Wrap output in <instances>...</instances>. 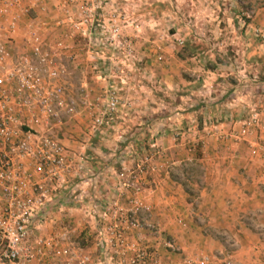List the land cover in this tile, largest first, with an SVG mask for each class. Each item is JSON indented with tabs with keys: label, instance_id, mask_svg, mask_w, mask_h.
<instances>
[{
	"label": "crops",
	"instance_id": "crops-1",
	"mask_svg": "<svg viewBox=\"0 0 264 264\" xmlns=\"http://www.w3.org/2000/svg\"><path fill=\"white\" fill-rule=\"evenodd\" d=\"M143 1L128 0L121 6L128 9L133 2L141 8L139 16L135 17L145 23L144 31L137 33L139 38L135 42L136 53L143 60L140 66L146 71L151 67L156 69L155 81L168 91L173 90L170 97L173 99L166 105L164 99L154 98L145 88L147 84L142 82L140 109L132 112L130 109V113L122 111L124 114H120L119 121L113 120L108 126L89 128L92 114L87 106L81 105L80 90L84 88L87 99L94 100L98 98L96 90L100 89L99 81L94 77L91 81L86 71L95 72L99 65L117 76V70H127L128 66L132 69L134 65L124 61L116 50L107 52L105 58L87 48L72 51L76 59H68L67 65L72 72L76 70L77 75L69 77L68 88L79 111L72 117H64L58 133L62 141L82 157L85 167L79 176L81 179L69 181L67 189H71L54 194L43 233H57L64 225V218L70 220L72 223L68 226L77 229L73 236L76 244L97 259L102 253V246L97 242L98 231L104 222L100 207L114 194L117 159L132 157V153L139 150L163 151L169 164L162 170L148 172L143 193L153 208L147 216L148 222L155 223L161 231L149 237L151 245L164 258L173 245L183 255L208 254L212 264H224L226 254H230L236 264H264V159L251 153L257 143H264V121L241 139L225 142L218 138L219 134L235 131L240 126L238 119L247 104L252 108L264 107L261 78L254 79L253 91L245 93L243 88L240 72L249 50L243 49L245 31L237 9L232 10L228 0H190L177 5L175 1V5L184 6V10L191 6L189 20L175 11L177 25L190 22L189 37L182 28L175 27L165 39L160 36L163 33L155 35L152 31L162 32L160 25L157 28L152 25L171 21L172 16L165 10L169 5L166 0ZM253 1L254 22L264 25V0ZM60 3L61 0H40L37 6L47 5L50 11L59 14ZM239 3L237 0L236 5ZM104 5L103 10L119 4L105 0ZM153 5L159 7L158 11L151 7ZM33 10L34 15L43 17L38 9ZM52 36L63 37L68 43L73 41L58 31ZM177 39L185 41V46H178ZM220 39L231 45V53L237 55L235 62L228 61L225 55L223 61L215 56L220 53L216 47H220ZM152 41L156 43L153 45ZM165 41L168 46H164ZM79 42L87 46L85 40ZM255 47L249 54L257 52ZM157 54L160 61L155 63ZM146 75L149 81V73ZM116 86L119 85L116 83ZM124 96L126 100L131 98ZM157 104L159 107L155 106ZM163 108L168 109L160 110ZM205 130L210 134L206 136V145L201 146L199 141ZM116 140L122 144L118 147L120 156H116ZM132 143L135 148L131 146L130 155L125 154L123 146ZM183 166H198L202 171L199 184L192 176L191 182L196 187L187 184L195 190L192 195L185 183H181L184 177L179 180L177 176ZM186 182L191 185L189 180Z\"/></svg>",
	"mask_w": 264,
	"mask_h": 264
},
{
	"label": "built area",
	"instance_id": "built-area-1",
	"mask_svg": "<svg viewBox=\"0 0 264 264\" xmlns=\"http://www.w3.org/2000/svg\"><path fill=\"white\" fill-rule=\"evenodd\" d=\"M104 1L61 0L60 13L54 14L47 5L37 6L40 0H0V264H212L208 254H181L166 260L149 241V231L160 232L157 225L148 222L152 207L143 192L148 172L169 164L163 151L121 159L117 178L127 203L112 199L109 206L100 207L109 222L99 227L97 242L102 253L97 259L77 246L73 226L43 233L54 194L67 189L68 177L75 172L80 176L85 167L82 157L58 133L64 117L79 111L69 94L67 60L76 59L72 51L85 48L97 55L121 50L132 56L129 29L141 26L115 5L103 10ZM33 9L42 11L43 17L22 20ZM244 13L251 17V13ZM251 29L264 39L263 29ZM57 31L74 41L68 43L60 37L50 44L48 38ZM79 38L86 40L88 47L78 43ZM120 88L113 87L106 94L94 127L115 118L122 97ZM84 91L80 90V103L92 109L98 103L87 99ZM238 120L240 126L235 131L218 138L227 142L249 135L263 123L264 109L254 108ZM208 134L205 130L201 146L206 145ZM251 153L264 159V143H257ZM223 262L236 264L230 254Z\"/></svg>",
	"mask_w": 264,
	"mask_h": 264
},
{
	"label": "rangeland",
	"instance_id": "rangeland-1",
	"mask_svg": "<svg viewBox=\"0 0 264 264\" xmlns=\"http://www.w3.org/2000/svg\"><path fill=\"white\" fill-rule=\"evenodd\" d=\"M107 1H109V2L110 1H117V4H119L118 8L120 10H123L125 13H127L128 15H131L133 17H137V16H139L138 14H140L141 8L138 7L137 5L134 6L133 2L131 3V7L128 8L129 10L126 9V7L124 5H123L124 7L121 6V3L128 2V0H107ZM134 1L136 2L138 0H134ZM141 1H142V3L144 2L143 0H141ZM175 1H176V5L179 4L178 2H180V1H182L183 4L187 3V1L190 2V0H166L167 4L169 6L165 10H166V12H167V14L169 16H172L170 18L171 21L174 20V19L175 20H174V23H171V21H167L166 23H159V24H156V25H152V27H154V28L155 27L157 28V25H158V27L160 25L159 28H160V30H162V32L158 31V30H152V31H154L153 33L155 35H157L158 33H163V34H160V36L161 37L164 36L165 39H166L167 37H169V32L174 31L178 27V29L182 28V31L186 32L187 37H189V32L188 31L190 29V22H186V23L182 22L181 24L177 25L175 23V21H176V17H177L178 14L180 16H182V17L187 18V20H189V17L191 16V14H190L191 6L189 4L187 6V8L184 10V6L183 7H177L175 5ZM239 2L241 4L239 3V6H237L236 5L237 0H228V3H229L228 6L232 10L233 9H237V14H239V18H240L241 24H242L241 26H242V28L245 31L244 34H243V38H244V43L242 44L243 45V49L248 48V50H249V51L247 50L248 52L244 56L245 57L244 60L246 61V63L244 64L243 71L240 72V76L244 80L243 88L245 90V93H248V90L253 91L255 89L254 87H252L254 79L255 80L258 79V78L262 79L261 92L263 93L262 104L264 106V39L262 37H260V36L254 35L253 30L251 29V26H255V27H259V28L264 30V25H261V24H258L256 22H254L255 10H254V1L253 0H239ZM202 4H200V5H202ZM151 7L155 8L157 11L159 9V7L156 8V5H153ZM38 12L42 13V11H40V10ZM181 12H185V14H182ZM244 12L251 13V17L248 18ZM33 13H35L34 10H31L28 13L27 16H26V14H24V18L22 20H29L30 17H36V16L39 17V14L34 15ZM41 16H42V14H41ZM163 17H165V16L163 15ZM138 21L140 22V25H141L139 30H136V29L133 30L131 28L129 29L130 32H132V37H133V47H134L133 55L132 56L125 55V53L121 52V50H116L117 53H119L120 57L123 58L124 61L133 62L134 66H133L132 69H130L129 66H128L127 70H120L119 69V70L116 71V74H117V76H116L114 73L110 72L109 70L106 71V70H103L101 67H98L99 66L98 65L97 68L95 67V70H97V71H95L96 72V76L100 75V76H102V78H96L94 71H90V70L86 71L87 77L92 78V79H90L91 81L93 80V77L95 79H97V81H99L98 82V87L100 89L99 91L96 90L98 96H100V99L99 100L98 99L97 100H92L93 103L97 102L98 104L93 106L92 109H89L90 110V114H92V116L90 117L91 121H89L90 122L89 128H92V129L95 128L94 127V119H95L96 116H99L102 113L101 111L104 109V103L106 102V100H105L106 94L109 92V90L111 88L116 87V83L119 85V87H121L119 92L121 93L122 97H121V100H120L119 105H118V110H117L116 116H115V118H113L114 121L115 120L119 121L118 118H119L120 114H122V115L124 114L122 111L125 112L127 110L130 113V109H131V112H132L136 108H139V106H140L139 94L141 93V83L142 82H143V84L144 83L147 84L145 86V88L149 89V93L151 95H153L154 98L160 97V99H164L166 101V105H170L168 103H171L170 101L173 99V98H170V97L174 93V91L173 90L168 91L164 87V85H161L159 82L155 81V76L157 75L156 69L153 70L152 67H151V69H148V71H146L144 66L142 68L140 66V64H141V62H143V60L140 59L139 55H137V53H136L135 42H136V39L139 38V36H137V33L141 34L144 31L143 29H144L145 23H144V21H141L139 19H138ZM245 21H246V25H244ZM21 25H22V23H21ZM148 27H149V25H148ZM48 39H49V42H51L50 44H52L58 38L52 36V37H50ZM79 39H81V38H79ZM73 41H71V43ZM79 41H81V40H79ZM176 42H177L178 46H181V47L185 46V43H184L185 41L184 42H178V39H177ZM79 43H81V42H79ZM151 43L154 45V43H156V42L152 41ZM228 43L229 42H224L223 39H220L219 40V44H218V45H220V47H218V46H216V47L220 51L221 54L218 53V54H216V55L214 54V55L217 58L219 57L220 59H222V61H223V55H225V58L228 61L233 60V62H235V59L237 58V57L235 58V56H237V55H235L234 52L231 53V50H230V46L231 45L229 46ZM19 45H21V44H19ZM160 45H161V42H160ZM168 45H169V43L167 41H165L164 42V46H168ZM171 46L173 47L174 45H171ZM254 46H256L255 48H256L257 52H255V54H253V53L249 54L250 51L254 50ZM258 46H260V47H258ZM154 47L156 48V46H154ZM184 52L185 51H183V53ZM224 52H225V54H224ZM98 55H101V57L105 58L107 54H98ZM157 57H158V54L156 55V59H158ZM216 57H215V59H217ZM241 57H243V56H241ZM158 61H160V60L158 59V60H156L154 62L158 63ZM150 66H151V64H150ZM69 72H70L69 77L70 76L75 77V75H77V71L74 70V72H72L70 67H69ZM92 72H94V73H92ZM146 72L149 73V78H148L149 81L146 80L147 76H148V75H146V74H148ZM249 84H251V86H249ZM126 90H127V92H126ZM124 94H127L128 96H131V98L128 99V100L124 99L125 98ZM166 97H167V99H166ZM101 98L104 99V100L102 101ZM127 101H128V103H127ZM155 106L159 107L158 104L155 105ZM254 108H257V107H254ZM254 108H252V106L247 104L245 112H244L243 115L247 116ZM99 109H100V112H99ZM167 109L168 108H163V109H160V110L164 111V110H167ZM257 109H264V107L257 108ZM113 120H111V122ZM111 122L110 123H105L104 122V124L102 126H104V125L108 126V125L111 124ZM119 143H120V141L116 140V145H118V146L115 145L116 152L119 150L118 147H120V145H122L121 143L120 144ZM131 146L135 148V143H132L131 145H129V144L124 145L122 151H124L125 154L129 153V155H130V152L132 150ZM124 149H126V150H124ZM89 151L90 152H94L93 150H89ZM145 152L148 153L147 150L146 151H142V150L135 151V152L132 153L131 156L138 158V156H140L141 154H143ZM119 153L120 152L118 151L116 156H120ZM151 153H153V152H151ZM122 155L123 154H121V156ZM128 158H131V157H128ZM121 159H122V157L117 159V162L114 165V168H115L114 173L116 172L115 173V184H114V190L115 191H114V194H113V196L108 198V200L104 201L106 203H104V202L101 203V204H103L101 206H109L111 204V200L112 199H118L121 204H126L127 203L126 194H121V190L119 188L120 181L117 178V172L119 171V169L122 166ZM181 170L178 171V173L182 174ZM194 172H195L194 175L192 174L193 179L196 181V183L198 182L197 184H199L200 183V178L202 176L201 168L196 169ZM183 175H185L187 177L188 173H183ZM192 176L190 177V182H191ZM68 178H69L68 179V183L72 179H78V180L81 179V178H79L78 172L73 173ZM181 180H182V177H181ZM182 181H186L185 177L183 178ZM181 183H183V182H181ZM187 184L189 185V187L190 186L191 187H194V186L196 187V185L193 184L192 182H191V185L189 184V182H187ZM183 185H184V183H183ZM185 188L187 189L186 186H185ZM68 189H71V188L68 187ZM108 189L110 190L111 187H109ZM65 195H66V193L64 194V196ZM151 207H152V205H151ZM152 210H153V208H152ZM64 220H65L63 222L64 225H62L63 227H67L68 225H70V222H71L70 220H67L65 218H64ZM103 221L104 222L102 224L109 222V220L107 218L106 219L103 218ZM153 234L154 235H158L157 233H152L151 231H149L148 236L150 237ZM77 246L83 248L80 245H77ZM169 248L172 249V250L169 249V251L167 252V256L168 257H165L166 260H173V259H175V258H177V257H179L181 255L180 254L181 251L177 247H175V248L169 247ZM75 264H77V263H75ZM103 264H106V263H103Z\"/></svg>",
	"mask_w": 264,
	"mask_h": 264
},
{
	"label": "trees",
	"instance_id": "trees-1",
	"mask_svg": "<svg viewBox=\"0 0 264 264\" xmlns=\"http://www.w3.org/2000/svg\"><path fill=\"white\" fill-rule=\"evenodd\" d=\"M90 150V149H89ZM88 150V151H89ZM90 152V151H89ZM200 167L198 166H194L193 168L189 167V166H183V167H180V170L182 171V174L179 173L180 175H177L179 177V180L181 179V177H185V180H189L190 181V177L192 176V174L194 175V171L196 169H198ZM202 172V171H201ZM183 173H188L187 177L185 175H183ZM183 183H185V185L187 186V182L186 181H182ZM187 190L189 192V194H194L195 190L194 189H190L188 186H187Z\"/></svg>",
	"mask_w": 264,
	"mask_h": 264
}]
</instances>
